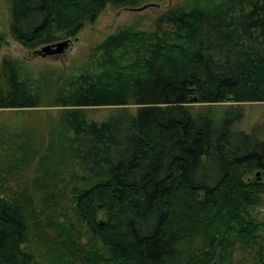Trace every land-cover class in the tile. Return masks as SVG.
<instances>
[{
	"label": "trees",
	"instance_id": "trees-1",
	"mask_svg": "<svg viewBox=\"0 0 264 264\" xmlns=\"http://www.w3.org/2000/svg\"><path fill=\"white\" fill-rule=\"evenodd\" d=\"M7 1L9 34L29 50L75 37L106 6L148 0ZM185 2L155 17L151 30L107 35L51 94L0 59V109L58 110L33 183H71L69 210L47 213L45 233L30 197L11 193L2 177L26 163L30 148L0 163V264H232L245 250L243 264H264V221L250 212L264 195V123L243 132L232 128L241 116L233 107L217 117L189 107L264 102V0ZM99 106L118 109L86 119L83 109ZM12 134L0 137L1 158ZM31 227L45 248L39 259Z\"/></svg>",
	"mask_w": 264,
	"mask_h": 264
},
{
	"label": "rangeland",
	"instance_id": "rangeland-1",
	"mask_svg": "<svg viewBox=\"0 0 264 264\" xmlns=\"http://www.w3.org/2000/svg\"><path fill=\"white\" fill-rule=\"evenodd\" d=\"M185 1L186 0H148L135 7L106 6L97 15L93 23L84 25L75 37L69 38L73 41V44L65 51L56 56H39L31 55L30 52L42 45L26 50L21 48L11 38L8 31V1L0 0V35L3 39V43L0 47V59L2 57H8L16 61L21 65L23 73L29 79L32 81L42 79L45 85L43 84L44 86H41V92L44 94H51L53 92V84L60 82L66 76L78 71L79 67H81L88 57L91 49L107 35L126 26L151 30L152 21L155 17L161 14L166 8L182 6L186 3ZM142 5L146 6L138 8ZM61 40L65 39L62 38L57 41ZM47 89L52 90V92L48 93ZM208 106L209 109H206L207 106L205 104H189L192 112L209 110L208 113H210L209 115L211 117L221 115L222 111L228 107L239 110L241 116L233 124L232 128L242 130L243 132L250 131L255 123H264V102H221ZM117 109L118 107L114 106L86 107L83 109V112L86 119L100 121L110 114H113ZM127 109L129 112H134L135 107L133 105H128ZM57 111L55 107L50 106H38L30 108V110L0 109V137L1 135L8 136V134L13 133L11 135L13 149L7 151V155L9 156L6 159L5 157H0V163L3 167L7 165L8 161L12 158L15 160L22 153L20 145H23V147L27 145L31 150V156L26 158V163H20L17 170L13 169L14 172L11 171L13 174L2 173V177H6L4 185L11 193L18 194L21 190V193L30 197V208L38 213L39 216L37 217L41 221L40 223L45 233H51V228L48 226L50 224H45L49 220L47 213L50 214L52 210L55 211L58 210V208L64 209V213L69 210V208L66 207V201H68L67 196L71 185L70 182L66 184L63 180L64 178L60 179L59 176L56 178L43 177L40 179V183L37 182V184H34L32 181L34 177V165L37 159L40 158L38 156L45 151L44 148L48 138H52L50 131L53 128L56 129ZM262 137L264 139V132ZM47 152L48 155L45 154V159L52 158L50 155L51 152L48 150ZM30 157H32L33 160L30 159ZM47 161L49 162V160ZM64 172V170L61 171V173L66 176ZM9 191H6V197L8 199L11 197ZM49 197H52L56 204L50 202ZM250 212L256 220L264 221V195L262 196V203L252 208ZM52 216L55 215L52 214ZM60 219L62 220V217H59V220ZM29 236L31 251L37 255L39 249L42 248V252L44 253V245L36 241L37 237H40L36 228H30ZM81 240H84V238ZM250 252V250L238 252L234 256L232 264H243L242 260L245 258L248 259ZM39 257H41L40 254L37 255L38 259ZM209 264H216V261H211Z\"/></svg>",
	"mask_w": 264,
	"mask_h": 264
},
{
	"label": "water",
	"instance_id": "water-1",
	"mask_svg": "<svg viewBox=\"0 0 264 264\" xmlns=\"http://www.w3.org/2000/svg\"><path fill=\"white\" fill-rule=\"evenodd\" d=\"M145 6L146 5H142L141 7H138V8H143ZM72 44H73V41L71 39H65V40L42 45L36 49H33L30 53L31 55H39V56H46V55L56 56L57 54H60L63 51H65ZM189 99L195 100V97L192 96V97H189ZM254 177L256 179L259 178V171L254 172ZM98 222L101 223L102 220L100 219L98 220Z\"/></svg>",
	"mask_w": 264,
	"mask_h": 264
}]
</instances>
